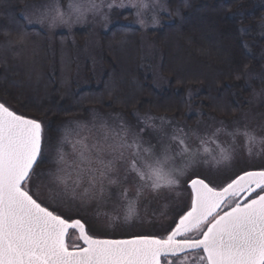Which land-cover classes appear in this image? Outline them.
Segmentation results:
<instances>
[{
    "label": "snow or ice",
    "instance_id": "6c2138e0",
    "mask_svg": "<svg viewBox=\"0 0 264 264\" xmlns=\"http://www.w3.org/2000/svg\"><path fill=\"white\" fill-rule=\"evenodd\" d=\"M114 3L115 0L107 7L111 9ZM128 4L137 10V17L148 7L144 0H128ZM124 6L123 2L119 4ZM102 9L103 4L98 5L94 0L75 3L69 0L67 10L53 2L30 11L26 22L51 30L80 22L88 13L101 15ZM175 14L180 15L179 9ZM102 18L107 19L106 15ZM140 23L143 25L144 21ZM158 23L153 16V24ZM259 27L264 28V23ZM26 40L27 32L21 30L4 48L23 45ZM129 130L125 127L122 132H105L91 144L81 143L78 148L74 145L76 155L72 161L58 151L57 167L37 172L38 165L48 159L44 122L18 114L0 103V264H264V166L241 170L221 186H213L199 176L189 179L190 204L176 209L165 205L161 217L169 210L174 215L159 234L98 236L89 233L87 223L81 218H66L60 202L86 203L99 199L105 194V180L109 184L117 183L109 179L110 173L116 170L117 160L126 165L125 180L129 172L137 178L136 199L128 200L126 187L121 193L128 200L123 220L132 223L139 219L136 204L140 197L158 196L164 189L175 190L180 177L194 165H230L235 159L230 148H221L218 157L202 160L198 149L190 148L185 138L176 135L171 139L180 146L178 152L172 153L168 146L159 153L154 150L155 146L142 149L139 136L144 129L133 133L131 141ZM259 131L264 132V126ZM228 135H242L247 141L255 142L257 129L237 127ZM52 147L49 142V151ZM209 151L207 147L203 149L204 153ZM109 155L112 159L105 160ZM177 157L181 161L179 165ZM45 174L62 193L54 197L56 202L42 199L40 185L34 184V177L38 180ZM70 230L79 232L82 244L69 246L66 238ZM189 253L193 254L192 262H189ZM179 257L184 259L178 260Z\"/></svg>",
    "mask_w": 264,
    "mask_h": 264
},
{
    "label": "trees",
    "instance_id": "16d2710c",
    "mask_svg": "<svg viewBox=\"0 0 264 264\" xmlns=\"http://www.w3.org/2000/svg\"><path fill=\"white\" fill-rule=\"evenodd\" d=\"M26 2L0 0V103L44 122L46 140L54 138L60 123L82 117L92 107L126 115L147 111L166 115L169 110V116L184 119V105L192 100L205 116L232 119L238 107L247 105L252 92L248 82L255 81L264 65V56L258 55L264 46V28L259 27L264 23V0H186L187 7L185 0H167L171 21L150 31V36L161 50L160 67L169 83L194 77L184 94L170 90L159 95L143 84L134 37L140 30L122 24L100 34V81L78 89L82 80L76 74L74 42L68 34L58 33L51 43L43 30L27 27L21 19ZM21 30L27 32L26 42L5 50ZM80 31L74 33L77 46L86 40ZM113 75L115 81L110 82ZM95 77L86 68L85 78L92 82Z\"/></svg>",
    "mask_w": 264,
    "mask_h": 264
},
{
    "label": "rangeland",
    "instance_id": "374dc122",
    "mask_svg": "<svg viewBox=\"0 0 264 264\" xmlns=\"http://www.w3.org/2000/svg\"><path fill=\"white\" fill-rule=\"evenodd\" d=\"M26 1L21 12V19L27 27H37L43 30L51 43H53L54 37L58 33L68 34L74 42L76 46L75 56L79 62L76 74L82 80L79 84L77 82L78 89L88 87L89 84L95 85L100 81L102 67L99 37L102 32L108 31L114 24L139 28L140 32L134 37H136L139 44L137 45L139 47L138 53L140 52L141 54L140 58L136 56L137 64L142 69L141 81L143 84L146 82L153 88L155 93L161 95L172 90L175 95L180 94L182 96L187 84L194 80V77H189L187 81L182 83H175V81L174 83H169L168 79L162 74L160 67L161 50L155 40L151 38L150 35L152 33L150 31L157 30L162 24L171 21L167 16H171L167 0H144L148 7L144 9L140 17L136 16L137 10L128 4V0H115L111 9L107 5L112 4L113 0H94L98 5L103 4L101 15L93 16L92 13H88L86 18L80 22L72 23L70 26H57L51 30L47 26H41L37 23L28 24L26 18L29 12L41 9L45 4L53 2L58 3L62 9L67 10L69 0ZM73 2H78V0H73ZM121 2L125 4L124 7H119ZM103 15H106L107 19H103ZM153 16L159 21L156 25L153 24ZM141 20L144 21L143 25L140 23ZM77 29L85 33L84 35L86 36V40L81 46H77L74 36ZM128 36L132 37L130 33H128ZM261 36L264 37V34H261ZM261 54L264 56V46L261 47L260 52L258 50V55L262 56ZM86 68L95 72L94 81L89 82L85 78ZM260 72V75L255 77V81L252 78L248 82L252 86V92L251 97L246 100L247 105L238 107L235 113L236 116L232 119L205 116L203 115L202 107L194 106L192 100L189 101V104L184 105L183 109L186 112L184 119L169 116L171 115L169 110L164 111L166 115L152 114L147 111V107H144V111H147L146 113L134 112L131 115H126L123 112L102 111L92 107L86 115L69 118L60 123L52 140H46L45 138V152L48 159L44 161L43 167L37 169V172L42 169L54 170L57 167L55 159L58 156V151L62 152L68 161H72L76 155L74 145L78 148L81 143L91 144L94 140L101 138L105 132H122L125 127L130 129L128 133L129 141H131L133 133H139L140 129H144L139 136L142 149L155 146L154 150L157 153L165 146L170 147L172 153L180 150L178 143L171 139L173 135L185 138L190 148L198 149L202 154V160L211 161L212 156H219L221 148H230L235 156L230 165H213L212 163L194 165L185 176L180 177V184L175 190L169 192L164 189L158 196L146 194L140 197L136 204L139 219L132 223H125L123 217L127 210L128 200L136 199L137 178L134 173L129 172L127 180H125L126 165L119 160L114 165L116 170L109 175V179H114L117 183L109 184L105 180V194L103 197L92 199L86 203H81L80 200L67 203L60 202L64 216L68 219L81 218L87 223L89 233L93 235L122 238L133 233L159 234L162 226L170 222L174 215V211L169 210L166 216L161 217V213L165 211V205H168L169 209H176L190 204V191L187 187L189 179L199 176L213 186H221L230 176L239 174L241 170L264 166V132L259 131L260 127L264 126V78H261L264 77V65L260 68ZM118 75H116V78L119 77ZM114 79L115 75L110 77V82L115 81ZM131 108L132 106L129 109ZM149 117L154 119H149ZM160 117H164V120H161ZM244 126L250 129H257L255 142L247 141L242 135L235 137L228 135L237 127L243 129ZM217 129H220V131L217 132ZM201 140H204L205 143L201 144ZM49 142L53 145L51 151L48 149ZM205 147L210 150L209 153L203 152ZM249 150L251 151V156H249ZM109 159H112L110 155L105 157V160ZM176 163L177 165L181 163L179 157H177ZM34 184L40 185L41 198L50 203L56 202L54 197L62 195L56 185L51 183L47 174L38 180L34 177ZM125 187L129 190L128 200L123 199L121 196ZM80 192H82V189L78 190V196ZM113 217L117 219L113 220ZM77 233L76 230L69 233L67 243L70 247L80 244ZM188 255L189 258L193 256L192 253ZM177 259L183 260L184 257ZM189 262H192V259H189Z\"/></svg>",
    "mask_w": 264,
    "mask_h": 264
},
{
    "label": "water",
    "instance_id": "95a60500",
    "mask_svg": "<svg viewBox=\"0 0 264 264\" xmlns=\"http://www.w3.org/2000/svg\"><path fill=\"white\" fill-rule=\"evenodd\" d=\"M188 187H189V185H188ZM190 188V187H189ZM78 232V231H77ZM78 235H79V232H78ZM81 243H82V241H81Z\"/></svg>",
    "mask_w": 264,
    "mask_h": 264
},
{
    "label": "flooded vegetation",
    "instance_id": "af4514ba",
    "mask_svg": "<svg viewBox=\"0 0 264 264\" xmlns=\"http://www.w3.org/2000/svg\"><path fill=\"white\" fill-rule=\"evenodd\" d=\"M189 259H192V256H190V258Z\"/></svg>",
    "mask_w": 264,
    "mask_h": 264
}]
</instances>
